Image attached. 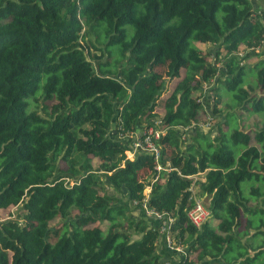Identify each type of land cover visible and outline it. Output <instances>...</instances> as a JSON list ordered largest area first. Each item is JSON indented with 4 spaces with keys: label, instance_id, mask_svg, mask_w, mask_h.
Segmentation results:
<instances>
[{
    "label": "trees",
    "instance_id": "obj_1",
    "mask_svg": "<svg viewBox=\"0 0 264 264\" xmlns=\"http://www.w3.org/2000/svg\"><path fill=\"white\" fill-rule=\"evenodd\" d=\"M156 119L160 169L127 156ZM10 206L0 264H169L148 208L173 216L180 264H264V3L0 0Z\"/></svg>",
    "mask_w": 264,
    "mask_h": 264
},
{
    "label": "built area",
    "instance_id": "obj_2",
    "mask_svg": "<svg viewBox=\"0 0 264 264\" xmlns=\"http://www.w3.org/2000/svg\"><path fill=\"white\" fill-rule=\"evenodd\" d=\"M158 120L154 121L153 125L146 126L140 132L134 133L131 140L130 149L128 150L127 156L131 158L135 152L144 151L151 153L153 158L156 160V169H160L161 165L158 163V157L160 154L158 140L162 130L157 126ZM169 167H167L168 169ZM146 187V191L148 190ZM134 203L136 201H133ZM142 207H146L145 203L142 202ZM147 213L152 214L153 218L156 220V226L165 247L168 249L182 250L183 254L185 253L182 249V246L179 244H174L171 235L169 234V226L173 220V216L169 213H159L153 209H146ZM188 219L195 225H201L209 214V210L202 204V202L196 198L193 201V205L187 211ZM182 254V255H183ZM180 264V262H178Z\"/></svg>",
    "mask_w": 264,
    "mask_h": 264
},
{
    "label": "rangeland",
    "instance_id": "obj_3",
    "mask_svg": "<svg viewBox=\"0 0 264 264\" xmlns=\"http://www.w3.org/2000/svg\"><path fill=\"white\" fill-rule=\"evenodd\" d=\"M258 3H259V4H263V3H264V0H258ZM198 45H199L200 48H202V50H204V51H205V49L208 50L207 52H209L210 50L213 49L212 47H209V45L206 46V45H204L203 43H198ZM216 64H217V66H220V65H221L219 61H218ZM164 69H165V65H164V64L156 65V66H155V70H157L160 74L163 73ZM180 73H181V72H180ZM162 75H163V74H162ZM175 80H176V78H172V79L170 80V82H169V84H168V86H167L166 88L168 89L169 86L171 87V86H172V83H173ZM156 120H157V119H156ZM198 121H201V122H202V117H199ZM252 121L255 122L256 120H252ZM253 122H252V123H253ZM245 127H247V126H245ZM252 129H253V126L249 124V126L247 127V131H248V132H251ZM110 132H112V131H110ZM137 132H138V131H137ZM112 133H113V132H112ZM113 134H114V133H113ZM211 134H212V133H211ZM111 135H112V134H111ZM96 163H97V161H96L95 159H93V160H92V166L95 167V166H96ZM60 165H61V169H64L65 165L63 164V162H61ZM146 172H147V171H146ZM143 173H144V171H140V175H142ZM197 176H199V175H197ZM244 192H247V186H246ZM16 207H17V206H10V207L5 208V209H0V219L7 217L8 214L11 215L13 212H15ZM241 218H243V216H242ZM57 220H59V219H58V218H55V219L53 220V222H56ZM57 222H58V221H57ZM210 222L213 223V220L210 219ZM214 222H215V221H214ZM181 246H182V249H183L184 252H185V247H184L183 245H181ZM163 247H164V246H163ZM168 251H170V253L172 254V257L169 256L170 254H168V255L163 254V259L168 260L167 262H168L169 264H178V262L181 260V258H182L183 255L185 254V253L183 254V251H182V250H176L175 248H174V249H168ZM182 254H183V255H182Z\"/></svg>",
    "mask_w": 264,
    "mask_h": 264
},
{
    "label": "crops",
    "instance_id": "obj_4",
    "mask_svg": "<svg viewBox=\"0 0 264 264\" xmlns=\"http://www.w3.org/2000/svg\"><path fill=\"white\" fill-rule=\"evenodd\" d=\"M169 254H170L169 256H171V257H172V254H171L170 252H169Z\"/></svg>",
    "mask_w": 264,
    "mask_h": 264
}]
</instances>
